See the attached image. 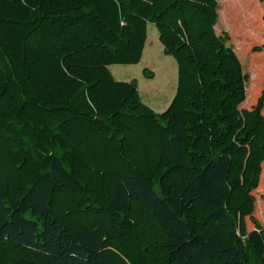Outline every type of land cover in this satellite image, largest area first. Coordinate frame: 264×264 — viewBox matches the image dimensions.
Wrapping results in <instances>:
<instances>
[{"label":"trees","instance_id":"1","mask_svg":"<svg viewBox=\"0 0 264 264\" xmlns=\"http://www.w3.org/2000/svg\"><path fill=\"white\" fill-rule=\"evenodd\" d=\"M220 4L264 33L256 0H0V264H264V80L243 107ZM148 23L178 64L160 112L110 68Z\"/></svg>","mask_w":264,"mask_h":264},{"label":"rangeland","instance_id":"2","mask_svg":"<svg viewBox=\"0 0 264 264\" xmlns=\"http://www.w3.org/2000/svg\"><path fill=\"white\" fill-rule=\"evenodd\" d=\"M256 1L258 2L257 12H259L260 19L264 21V2L260 0ZM217 29L219 32L227 30L230 33L231 38L229 43L236 49L242 61L243 69L249 76L247 82V96L249 94V99L246 98L242 106L251 107L257 102L263 88L264 65H261L264 63V59L258 58L256 52L253 51V47L256 44L264 42V33L256 41L247 38L252 36L251 33L240 34L235 29L234 22L228 21L223 15L221 4L219 5ZM257 33L253 34L252 37H257ZM240 35H242V38ZM110 68L117 79L130 80L136 78L139 82V89L144 101L156 111L160 112L166 109L176 93L178 64L172 55L164 52L163 44L159 39V31L153 23H148V38L141 61L132 64L115 63ZM145 68L153 71L154 76L152 78L144 74ZM262 179L261 183L264 181V176ZM256 194V217L264 224V185L259 191H256ZM248 226L249 228L252 227L249 218Z\"/></svg>","mask_w":264,"mask_h":264}]
</instances>
